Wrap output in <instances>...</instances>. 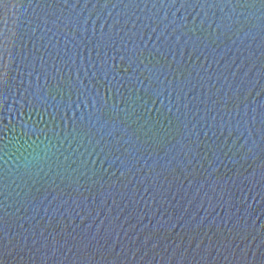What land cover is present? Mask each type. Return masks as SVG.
I'll list each match as a JSON object with an SVG mask.
<instances>
[{
    "label": "water",
    "instance_id": "obj_1",
    "mask_svg": "<svg viewBox=\"0 0 264 264\" xmlns=\"http://www.w3.org/2000/svg\"><path fill=\"white\" fill-rule=\"evenodd\" d=\"M0 264H264V0H0Z\"/></svg>",
    "mask_w": 264,
    "mask_h": 264
}]
</instances>
